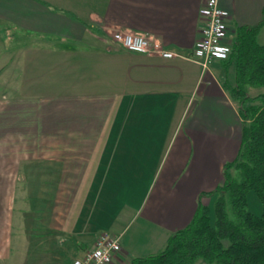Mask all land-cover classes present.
I'll list each match as a JSON object with an SVG mask.
<instances>
[{"label":"crops","instance_id":"1","mask_svg":"<svg viewBox=\"0 0 264 264\" xmlns=\"http://www.w3.org/2000/svg\"><path fill=\"white\" fill-rule=\"evenodd\" d=\"M205 1L0 0V29L29 40L17 95L0 103V258L72 264L111 231L123 247L111 264H128L162 251L200 199L213 206L202 194L241 147L244 119L226 87L235 65L205 68L110 39L139 31L188 53ZM219 1L232 40L264 19V0Z\"/></svg>","mask_w":264,"mask_h":264},{"label":"trees","instance_id":"2","mask_svg":"<svg viewBox=\"0 0 264 264\" xmlns=\"http://www.w3.org/2000/svg\"><path fill=\"white\" fill-rule=\"evenodd\" d=\"M236 29L225 65H235L234 83L226 85L243 116L238 156L224 166L214 190L213 206L199 200L187 226L173 232L164 249L128 264H264V89L251 95L248 86L264 88V44L257 40L261 23ZM235 172V173H234ZM256 195L261 213L250 209Z\"/></svg>","mask_w":264,"mask_h":264},{"label":"built area","instance_id":"3","mask_svg":"<svg viewBox=\"0 0 264 264\" xmlns=\"http://www.w3.org/2000/svg\"><path fill=\"white\" fill-rule=\"evenodd\" d=\"M205 17L199 39L192 50L182 53L166 47L159 39L143 32L132 30H115L112 35L115 42L126 50L148 55H160L163 58L185 57L209 68L217 59L224 60L229 56L232 39L226 17L228 11L219 0H206L200 9ZM120 234L111 231L98 236L94 246L82 256L73 260L72 264H111L122 251Z\"/></svg>","mask_w":264,"mask_h":264},{"label":"rangeland","instance_id":"4","mask_svg":"<svg viewBox=\"0 0 264 264\" xmlns=\"http://www.w3.org/2000/svg\"><path fill=\"white\" fill-rule=\"evenodd\" d=\"M111 32L110 39L115 41ZM0 37H7L6 40L0 45V103L9 104L5 102L9 98L17 95V77H18V66L20 64L21 55H19V50L23 45H26L29 42L26 39L25 35L16 30L14 27H9L2 30L0 29ZM6 43V44H4ZM231 72V70H230ZM234 74V72H233ZM262 87H252L248 86V90L251 95H256L258 92L262 91ZM235 173V172H234ZM216 196V195H215ZM261 202L257 199L256 195H252L250 198V209L256 213L259 211V214L262 210ZM261 209V210H260ZM119 234V232H113ZM122 240V239H121ZM15 250V249H14ZM13 250V251H14ZM19 259V260H18ZM0 264H33L31 254H26L23 256H17L16 253H8V258H0ZM196 264H209L206 261L199 259Z\"/></svg>","mask_w":264,"mask_h":264}]
</instances>
